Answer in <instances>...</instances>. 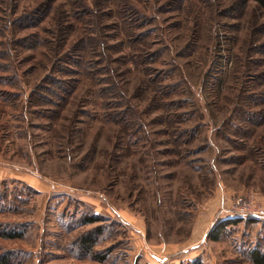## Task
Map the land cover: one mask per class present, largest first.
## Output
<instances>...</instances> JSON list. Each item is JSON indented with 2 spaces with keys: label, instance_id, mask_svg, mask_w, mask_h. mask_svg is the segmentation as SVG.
Masks as SVG:
<instances>
[{
  "label": "rangeland",
  "instance_id": "obj_1",
  "mask_svg": "<svg viewBox=\"0 0 264 264\" xmlns=\"http://www.w3.org/2000/svg\"><path fill=\"white\" fill-rule=\"evenodd\" d=\"M0 154L7 264H252L264 216L231 202L264 211V11L0 0Z\"/></svg>",
  "mask_w": 264,
  "mask_h": 264
},
{
  "label": "trees",
  "instance_id": "obj_2",
  "mask_svg": "<svg viewBox=\"0 0 264 264\" xmlns=\"http://www.w3.org/2000/svg\"><path fill=\"white\" fill-rule=\"evenodd\" d=\"M256 6L263 10L264 11V0H252ZM81 3V1H80ZM82 5V3H81ZM88 9L87 8H84L83 6H81V8L77 7V9L74 11V14L79 17L81 15H85L86 11ZM131 9V6H123V8L119 11V13L126 17V18H123V22L124 24L123 25H127L128 28L132 27L130 26L129 24H127V16L129 15V13L131 12L133 14V12L135 14H137V12H135L134 10ZM138 15H135V18H134V21H136V17ZM128 31H131V29H128ZM131 34V32H130ZM132 39V35H131V38H130V35L129 36H126V40L128 41H131ZM133 40V39H132ZM132 44V41L129 42ZM149 56L151 58H147L148 61H151L154 59L153 58V55L152 54H149ZM93 65V64H92ZM86 70L90 71L89 69V65L85 66ZM108 87V88H107ZM112 90V87H109V86H105V87H102L101 88V93H100V96L101 98L103 99V101H105L107 99V96L110 94L109 91ZM158 92L161 94L163 91H162V88H157ZM108 93V94H107ZM111 95V94H110ZM109 118H118L119 115L117 113H108ZM96 222V219L95 218H89L85 224H89V223H94ZM232 222H229V221H226V222H221L219 224H217V227L215 229V234H213L212 238H210L211 240L213 241H217L219 239V233L225 229V227L229 224H231ZM0 236L1 237H4V238H8V239H15V238H20L22 236V234H18V233H2L0 232ZM94 244V241L90 238V236L88 237L87 235L85 237H83V240H81V248L86 251L87 253H89L91 251V248ZM249 257H250V260H251V263L252 264H264V252L258 250V249H255V250H252L249 254ZM7 260L4 256H1L0 257V264H7Z\"/></svg>",
  "mask_w": 264,
  "mask_h": 264
},
{
  "label": "built area",
  "instance_id": "obj_3",
  "mask_svg": "<svg viewBox=\"0 0 264 264\" xmlns=\"http://www.w3.org/2000/svg\"><path fill=\"white\" fill-rule=\"evenodd\" d=\"M232 210L241 216L259 217L264 216V211L260 207L257 199L250 195H241L232 199Z\"/></svg>",
  "mask_w": 264,
  "mask_h": 264
},
{
  "label": "crops",
  "instance_id": "obj_4",
  "mask_svg": "<svg viewBox=\"0 0 264 264\" xmlns=\"http://www.w3.org/2000/svg\"><path fill=\"white\" fill-rule=\"evenodd\" d=\"M0 158H1V154H0ZM14 176L15 175L13 171H11L10 169L1 167V159H0V180L13 179Z\"/></svg>",
  "mask_w": 264,
  "mask_h": 264
}]
</instances>
